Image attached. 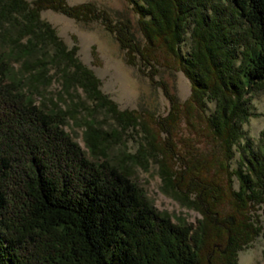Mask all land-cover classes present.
<instances>
[{"label": "trees", "instance_id": "16d2710c", "mask_svg": "<svg viewBox=\"0 0 264 264\" xmlns=\"http://www.w3.org/2000/svg\"><path fill=\"white\" fill-rule=\"evenodd\" d=\"M128 1L142 41L128 19L113 22L90 1L0 0V38L7 45L0 51V264H237L238 251L263 231L255 207L264 205V127L254 143L242 125L252 115L253 89L264 82V0H230L228 12L215 0ZM46 9L100 20L126 61L139 58L151 74L160 52L177 62L189 97L180 102L162 84L170 107L156 124L166 137L147 130L146 144L126 158L145 169L153 159L162 190L200 213L195 224L156 210L132 171L107 158L111 135L93 126L94 114H109L121 130L138 125L139 114L119 109L100 90L77 47L68 48L40 19ZM189 29L185 54L180 45ZM10 58L21 61L27 90L6 80ZM53 79L60 83L59 103L45 112L33 96ZM208 101L215 103L211 114ZM197 114L216 148L180 156L175 169L176 125ZM82 118L87 147L101 161L90 160L64 130L68 120Z\"/></svg>", "mask_w": 264, "mask_h": 264}, {"label": "rangeland", "instance_id": "374dc122", "mask_svg": "<svg viewBox=\"0 0 264 264\" xmlns=\"http://www.w3.org/2000/svg\"><path fill=\"white\" fill-rule=\"evenodd\" d=\"M86 1L93 2L99 9L106 10L113 22L128 19L131 22L135 37L141 41L143 40L142 33L137 25L138 15L132 10L131 3L128 0H67V3L72 5ZM215 1L228 12L227 6H230V0ZM39 16L41 20L49 22L55 28L57 35L68 48L77 47L76 55L80 61L93 71L99 79L100 90L111 98L119 109L134 110L139 114L140 123L136 126H129L124 130L120 129L109 114L101 110L94 114L93 121L91 120L93 126L108 131L111 135L106 150L107 158L111 163L122 167L126 166L132 171V180L138 186L143 187L146 197L156 210L166 212L173 221L184 219L187 223L195 224L197 219L201 218L200 213L182 206L171 195L162 190L159 165L153 159L148 161L147 169H145L143 165H134L133 161L126 158L128 153L135 154L141 143L146 144L145 135L147 130L156 134L159 133L160 140L166 137L165 133L159 132L156 124V121L167 115L170 107L162 84L166 85L168 91L175 94L180 102L189 97V80L179 69L177 62L169 54L160 52L157 62L154 63L155 72L151 74L152 68L141 66L139 58H136L135 64L126 61L125 49L121 48L115 34L107 30L100 20L77 21L50 9L42 10ZM233 18L239 19L240 17L236 14ZM190 43L189 29L180 45L183 53H188ZM6 48V41L0 38V51ZM24 73L21 61L10 58L9 73L6 80H15L16 83L22 86L21 89L27 90L28 85L25 78H23ZM60 89L58 80L53 79L41 95L35 94L33 96L34 104L45 112L55 110L54 102L59 103L55 98L58 99L57 94L61 91ZM78 93L81 97H84L81 90H78ZM60 106L62 108L67 107V103L61 102ZM249 107L252 115L243 123L242 127L253 142L257 143L260 131L264 127V82L256 85L253 89ZM214 108V101H208L206 114H211ZM80 115L82 116V114ZM189 118L187 120L182 116L176 125L175 135L173 136L175 152L171 162L175 169L181 166L182 159L180 156L186 157L189 152L210 153L216 148L215 143L203 128V122L199 115L197 114L196 117L193 115ZM83 121V118L77 121L68 120L64 125V130L78 143L90 160L101 161L102 157L98 154H92L87 147L85 141L87 126ZM114 129L117 131L111 132ZM237 157L238 153L236 152L230 162L231 168L236 167ZM233 186L237 187L236 180H234ZM263 207V204L260 207H255V211L260 214L264 226ZM227 209L228 204L222 207V211ZM237 264H264V228L262 233L248 246L238 251Z\"/></svg>", "mask_w": 264, "mask_h": 264}]
</instances>
